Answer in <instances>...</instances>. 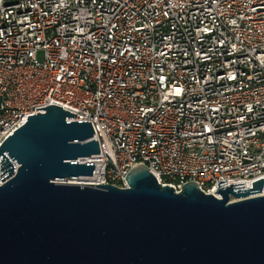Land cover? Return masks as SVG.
Masks as SVG:
<instances>
[{
	"label": "built area",
	"instance_id": "obj_1",
	"mask_svg": "<svg viewBox=\"0 0 264 264\" xmlns=\"http://www.w3.org/2000/svg\"><path fill=\"white\" fill-rule=\"evenodd\" d=\"M52 104L91 121L100 145L71 182L128 187L144 164L176 192L251 188L264 179V0H0V146ZM9 177L0 161V186Z\"/></svg>",
	"mask_w": 264,
	"mask_h": 264
},
{
	"label": "water",
	"instance_id": "obj_2",
	"mask_svg": "<svg viewBox=\"0 0 264 264\" xmlns=\"http://www.w3.org/2000/svg\"><path fill=\"white\" fill-rule=\"evenodd\" d=\"M36 110L0 146V264H264L263 178H221L222 199L195 181L176 192L144 164L128 187L69 183L94 171L78 160L100 153L94 127Z\"/></svg>",
	"mask_w": 264,
	"mask_h": 264
},
{
	"label": "bare ground",
	"instance_id": "obj_3",
	"mask_svg": "<svg viewBox=\"0 0 264 264\" xmlns=\"http://www.w3.org/2000/svg\"><path fill=\"white\" fill-rule=\"evenodd\" d=\"M71 183H82V182H71Z\"/></svg>",
	"mask_w": 264,
	"mask_h": 264
}]
</instances>
